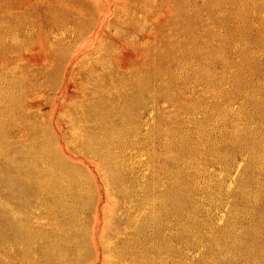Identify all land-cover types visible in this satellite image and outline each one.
<instances>
[{"label": "rangeland", "instance_id": "rangeland-1", "mask_svg": "<svg viewBox=\"0 0 264 264\" xmlns=\"http://www.w3.org/2000/svg\"><path fill=\"white\" fill-rule=\"evenodd\" d=\"M0 264H264V0H0Z\"/></svg>", "mask_w": 264, "mask_h": 264}]
</instances>
